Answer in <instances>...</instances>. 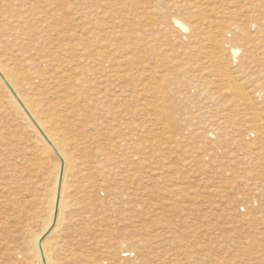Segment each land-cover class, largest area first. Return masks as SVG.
Listing matches in <instances>:
<instances>
[{
	"label": "rangeland",
	"instance_id": "1",
	"mask_svg": "<svg viewBox=\"0 0 264 264\" xmlns=\"http://www.w3.org/2000/svg\"><path fill=\"white\" fill-rule=\"evenodd\" d=\"M30 1L33 2V0H9V1L7 0L6 2V3H10L11 5V12H9L7 15L9 18H12V19L16 18L15 15H16L17 9H20V8L28 9V12L25 13L26 20L22 23V30L20 32H17L19 35V39H21L23 42L21 46L23 53L30 51L31 53H35L38 55H44L45 57L48 54H50V57L48 58L54 59L53 61L54 65L50 67V70L55 72L56 69H59L63 64L68 62L69 59L74 60L78 57L77 52H75L74 50L65 51L63 49V42L67 41L65 40L67 36L72 35L78 38V34H80L81 29H83L84 27L92 28L94 26L91 31H88L86 33L89 34V36L98 37L97 42L93 46L89 47V49L93 48L101 55L99 63L104 68L111 67L109 68V71L111 69L113 70H111L110 73L112 72L116 73L117 71L118 73H121L122 72L121 70H124L126 68V70L134 72L135 74L137 72L138 73L141 72L143 76L142 79H140L139 81L137 80L138 82L136 81L137 84L135 83L136 78H133L131 76H129V78L131 77L132 79L130 78L129 80L128 78L125 81L120 82V85H125L127 82L126 85H128L129 87H133L134 89L131 93H129L130 91H127L128 93L127 92L125 93L128 95L127 97H125L126 98L125 99L124 95H122V97L119 95L120 88H118V86L111 87L110 82H107L110 80L105 81L106 79L105 77H104V81L102 80V78L100 79L103 82L102 83L101 81H99V74H97L98 79L97 78L95 79L96 84L94 83V85L95 86L103 85L102 88H100L101 86L98 87L99 88L98 90L100 91L101 94L100 93L97 94L96 91L94 90L95 93L93 95H90V92H92L91 89L93 86L85 82L84 84L87 85L86 87L89 88L90 91L89 93H82L84 96L81 94L78 97L77 100H78L79 105L71 102L72 105L68 104L66 108L60 107L59 109L60 110L59 114L62 116V114L65 113L66 115H68V117L70 116V121H67L64 119L63 121L59 122L58 117L54 118L62 125H71L72 128L76 125V127H74L72 131L79 138L82 136L84 129H85L84 133L86 134H84L83 136L89 134L91 131V135H92L91 138L95 137L96 142L93 143L87 140L88 142L86 141V144L88 146L92 144V146H90L91 149L95 150L96 148V150H100V149L104 150L103 153L102 151L98 152L97 158H102V157H99L101 156L100 154L104 155L106 154V152L107 154L114 153V155L111 154V156L113 158L115 156L116 159L117 157L122 158V156L123 158L125 157L127 159L128 157H131L132 155H136L137 158L139 157L143 158L144 155H146V157H144L143 159V161L145 162L143 163L144 167H142L141 169L142 175H145V178H146V181L143 183V185H141V186H145L144 189L146 188V190L144 191L145 193L142 196V201L140 202L141 205L137 206L138 208L136 207V210H133L131 212L130 207L128 205L126 206L125 203L123 204L117 203L118 206L117 204L111 206V210H110L111 215L108 213L109 210H107L108 208L106 207L104 208L101 207V209H99L98 211L100 212L99 213L100 215L103 213V210H104V213L107 212L105 214L106 216L104 217L105 220L110 218L113 222L112 223L113 228L108 226V223H105L103 225V227L105 228V230L102 232L103 234H106L109 237H115L114 241L116 242L117 241V236H116L117 229H120V228L124 229V226H125L127 227L126 230L130 229L129 231L131 232V233L129 232V234H127V237L124 238L126 247L130 248L133 242L140 244L139 247H136L135 250L131 253V255L127 256V259L115 261L114 256L111 253L112 249L108 250L109 243L108 244L106 243L107 245H105V242H104V245L95 244L97 243L95 242V240H97L99 236L98 232L93 233L91 231L92 232V235H91L89 234L90 232L87 234L86 233L87 231H85L84 233L86 234H83L82 229H85L91 224H92L91 227H93V223L90 221H85V220L84 222L82 218H81L82 220L80 219V216H81L80 214L84 215L85 210H87L85 206L83 208V205H84L83 202L86 203L87 200H84L83 197L80 196L71 201L72 203L74 202V207L76 208L67 210V213H66L67 220H66V224L64 225L65 227H67L72 224L69 227V229L71 227L77 228L79 226V229L77 228V230H78V233H80V236H79V241H80L79 247L80 248L78 247V249L76 250L75 252L76 255H79L81 259H84L87 254H90L93 256L96 255L100 261H103V262H99L100 264H264V230L263 228H261V226L264 227V221L257 220V218L260 215H264L263 214L264 197H260V196H264V188H263V191H258L257 189H255L257 188L256 184L259 182V179H261V177L264 178V174H263L264 173V134H262V132L264 133V131H262L264 130V82L257 84L256 81H254L255 80L254 76L250 75V70L247 69L245 66H243L241 63L239 65V57L242 54V50H238L236 57L234 59L232 58L230 62L228 63V65H226L228 67L226 66L222 67L216 64L215 61L213 62V60L206 57L208 55H205V54H208L207 48H209L208 46L210 45V44L208 45L206 38H209L211 40L213 34H216L217 30H221L222 32H225L224 34L221 33L222 36L218 35V38L221 39L222 43L225 46L226 44L228 45L230 44V43H227L226 41H229V42L236 41V39H230L231 34L226 31H227L229 19L232 16L233 10L238 3H239V9H244L246 7L251 8V6H254V4H256L257 2H260L261 0H34V1H38L39 3L37 7H42L44 5H47L48 7L51 8L52 13H55V9L57 8L60 9L61 14L59 15L58 19L47 17L44 20L42 18H38V15L34 13V11L31 8ZM233 4L235 6H232ZM80 15L87 16V17H83L82 19H77V17ZM174 17L178 18L182 22L189 25L190 27L189 31L193 32L195 37L198 39V44H201V45L195 44L197 45L196 48L198 49H196L195 46L193 47L192 45L184 46V45H181L182 43L176 44L177 43L175 41L176 37L172 36L173 34L163 33V30H161V26L163 25V23L167 22L168 20ZM207 19L213 20L214 22L211 25L206 22L202 23V21L204 20L206 21ZM199 23H202L200 24L201 25L200 27H199ZM232 27L233 25H230V28ZM121 33L129 34V37L130 36L132 37L129 38L126 42V40L124 41V39L120 37ZM148 34L150 35V37L151 35H153L154 37H157V39L153 41L152 45H149L148 42H146V37L148 36L149 38ZM136 36L139 38V41L142 40V42L138 41L139 44L136 45L137 47L135 45L133 46L134 43L133 44L131 43L135 41L134 38ZM203 39H206V40L203 41ZM130 40L132 41L130 42ZM143 42L145 44H143ZM154 42L156 43L154 44ZM102 43H105V44L112 43L114 45L113 48H116V49H119L118 48L119 46H123L129 43L133 47H136V48L132 49V51L130 50L128 54L127 52H115L114 53V51L111 52L112 54L111 53L107 54L106 52L99 51L100 48H102L101 47ZM146 45H148L149 47ZM188 46L189 47L191 46V47L189 48ZM133 51L134 52L136 51V52L132 53ZM188 51L190 54L188 53ZM130 53L133 55H130ZM109 56L110 57L112 56L111 58L114 59V61L113 60L111 62L108 61ZM131 56H133V59L135 60L132 66L127 61V60L132 59ZM122 57L124 59L121 60ZM125 57H129V59L128 58L126 59ZM204 58L205 59L207 58L206 59L207 61ZM126 62L128 63V65ZM71 63H74V62H71ZM120 63H123V64H120ZM113 64L116 66H114ZM117 66L119 70L118 69L116 70ZM128 66H130L131 69H129ZM95 67L96 66H91V67L84 66L79 69V72L71 71L70 73L72 75L70 73L69 74L73 76L74 79H76V77L80 78V80L79 79L78 80L81 82L86 81L87 78H91V76L86 75L87 73L83 74L84 69L91 68L93 70ZM120 68H123V69H120ZM185 68L187 69V71ZM68 70L70 71V69ZM77 73H80V74H77ZM106 73L107 72L102 73L100 75L105 76ZM110 73H107V74H110ZM242 74L245 76H243ZM230 75L232 76V78ZM83 76L86 78H84ZM193 77L195 78L193 79ZM233 77L235 79H233ZM94 78L95 77H93L92 80L90 79L89 81L91 82L94 81ZM151 78L153 79L155 78L154 80H157L160 83H162L161 86L163 87H161L160 92H154L151 90L149 91L150 88L148 87V85H149V80H151ZM231 79H233L234 81H237L234 83L235 87H239L240 89L244 88V90L242 89V91L241 90L240 91L242 93H244L243 91H245V93L247 94H244V95H246V97L248 96L247 97L248 99H244V101H241L239 100L240 98H238V96L231 94V92L233 93L231 89L234 88V87H231L230 84L228 85V81ZM186 81L192 82L191 84L193 85L190 90L185 91V88H184L185 86H182V84L187 83ZM61 83L67 84L68 82L63 81ZM107 84L109 86H107ZM105 85H106V88L104 87ZM146 86L148 87L147 90H146ZM107 88H108L107 90L108 93L111 91L110 94H113L114 92L113 96L107 95V94L105 95L106 98L100 96L106 91ZM141 88L145 89V92ZM180 88L184 90H181ZM248 88H251V89H248ZM57 89L60 90L62 88L58 87ZM61 91H66V90L62 89ZM80 91L82 92V90ZM139 91H141L143 94ZM168 91L171 93V95L169 94ZM71 92L73 96L74 95L77 96L75 92L73 91ZM150 92H152L151 95L153 96H150L149 94ZM252 92L255 95H252L253 94ZM157 93H159L158 94L159 96L156 95ZM95 94L97 96H94ZM167 94H169L170 96H168ZM185 94H186V97L184 96ZM249 95H250V98H249ZM68 96H71L70 92H68ZM115 96L118 99H120L119 102ZM218 97L220 98L218 99ZM256 97L258 99H256ZM93 98L95 101L96 100L98 101V104L95 101H93ZM87 99H90V100H87ZM121 99H123L124 102ZM171 99L173 102L171 101ZM52 100L54 101V99ZM90 101L95 102L96 105L95 103H91ZM131 101L132 103H130ZM99 102H102V103H99ZM119 103L120 104L124 103L126 106H124L123 108L124 104L120 106ZM69 105L75 108L76 110L73 108H69L70 107ZM92 105H94V107ZM109 105H110V108L112 106L111 109H109ZM118 105L119 107H121L120 111H119ZM172 105L173 106L175 105V106L173 107ZM232 105H234V107ZM82 106L86 108H83ZM56 107L57 106L55 105L51 107L52 113H56ZM95 107L97 108L95 109ZM103 107H104V110H102ZM113 107L114 108L118 107V112L116 111L117 108H115V111H114ZM153 107L155 108L157 107V108L155 109ZM68 108L73 109V110L69 111ZM88 108H90L92 111L90 109H89L90 111L89 110L87 111ZM81 109L82 111H84V109L86 110L82 112ZM105 110H107V113H108L107 116H106L107 113L105 112ZM71 111L73 113L76 112L75 115H73ZM69 112L72 115H70ZM104 112L107 118L104 116ZM138 112L143 113V114L139 113L137 115ZM156 112L157 114H155ZM97 113H99L101 116ZM130 113L131 115L132 114L133 115L128 117ZM79 115L80 117L77 118V121H76V117H78ZM82 115L83 116L85 115L86 117L85 116L83 117ZM154 115H156V118ZM112 117H114L115 119L114 118L111 119ZM125 117L127 119H122ZM150 117L154 125L151 124L152 121ZM183 117L187 120H185ZM160 118H162L163 121ZM72 119H75V120H72ZM90 119L91 120L94 119V120L91 121ZM105 119L106 120L108 119V121L111 120V124L110 122H107ZM144 119L145 120L147 119L146 122L149 124L145 123ZM112 120H113V123H112ZM117 120L123 121L125 123L124 124L125 127L122 126L123 125L122 122H119V126H116L115 124H118ZM130 120L132 123L130 122ZM256 120H259V121L256 122ZM127 121L129 124H127ZM161 121L163 123H161ZM91 122H95V123H91ZM105 122L106 124L109 123L111 126L108 124L106 125ZM258 122H260V124ZM86 124L88 125L87 129L89 132L86 129V126H87ZM137 124L138 125L141 124L140 125L141 127L138 126ZM144 124H145V127H147L146 125H149L147 129L144 126H142ZM96 126L98 128L95 129ZM77 128L79 131L76 130ZM112 128H114L115 131H113L114 129ZM117 128L118 129L120 128V129L118 130ZM125 128L127 129L129 128V130L124 131ZM132 129H135L133 130L134 132L132 131ZM139 129L140 130L142 129V132H140ZM116 130L118 131V133H120L119 135L116 134L117 133ZM76 131L79 134L76 133ZM239 131L241 134L239 133ZM259 131H262V132H259ZM131 132H133L132 133L133 135L131 134ZM107 133H108L109 138H107ZM112 133L115 135L113 136ZM140 133L141 134L143 133V134L141 135ZM147 134L148 136H146ZM126 135L130 137L134 136L133 141L138 140L137 144L135 143L136 141L128 142L127 140H125V138H130V137H126ZM118 136L120 138L119 140H116L118 139ZM103 137L105 140L103 139ZM106 138L108 140H106ZM115 140L117 142H114ZM107 141L109 142L111 146L107 143ZM113 142H114V145H113ZM141 142H144V145ZM154 142L156 143V145ZM106 144L109 145L110 147L109 146L107 147ZM131 144L132 146L130 147L129 145ZM125 145H127V147ZM136 145H140L139 146L140 148L138 147L135 148ZM112 146L115 149L111 148ZM142 147L145 149H143ZM129 148L130 150L133 148L130 151L131 154L128 153ZM105 149H107V151ZM138 149H140L141 151ZM137 152L139 153L141 152V153L138 154ZM150 157H151V160H150ZM152 162L156 166L154 165V167H152V164H151ZM78 163H79V168H83L84 165L81 164L82 162L79 159H78ZM160 167L161 169H159ZM152 174H156V175L152 176ZM259 174L261 176H259L258 178ZM146 175H149V177ZM84 177H80L79 179H76L75 183L77 182V180L78 182L75 186H73L70 192L71 196L72 195L75 196L79 188L85 187V186L83 187V184L85 185L84 182H86L85 181L86 179ZM156 178H157V181L154 180ZM80 179L81 180L83 179V180L80 182L79 181ZM171 181H173L174 184ZM166 182L168 184H166ZM155 183L158 185V187ZM253 184L255 188L253 187ZM155 185H156V188H154ZM159 185L161 186L159 187ZM173 185H174V188H172ZM139 187L140 185L138 186V188ZM87 188L88 187H86V189ZM168 189L170 192L174 190L172 193H169L170 195L174 197L169 196ZM176 192H178L177 193L178 196L176 195ZM241 192L243 193L244 196L240 195ZM259 192L263 194L261 195ZM145 194L148 197H150L151 195V197L148 198ZM227 196L231 197L232 199L228 198ZM233 197H236L237 199L236 202L235 200L233 201ZM245 197L247 200L244 199ZM24 198L25 197H23L22 199ZM89 199H92L91 196L89 197ZM80 201L81 202L83 201V202L81 203ZM76 202L79 203V206H82V209L79 208ZM27 205L30 207L29 204H26L24 206L25 209L27 208L26 209L27 211L23 208L22 213L20 215V219H15V217H10V216L8 217V215L11 214V212L12 214H16V208H14V210L8 209L6 211L2 206H0L1 207L0 208V223H1L0 242L4 243V245L0 247V253H1L0 258L2 259V260L0 259V264H3V263L10 264L11 263L10 260H8V258L9 259L11 258L8 257L7 255H5L6 257L4 256L5 250L8 251L7 247H9V249L10 248L20 249V250L17 249L19 251V255L17 256L16 259H14V261L15 260L16 261L13 264H16V263L23 264L25 262L23 260V256H20L23 253L21 244H23L24 242V237L26 235H29V234H32L38 231L41 225L40 224L41 214L33 210H30V208L28 209ZM115 207L116 209L119 207L118 211L117 210L114 211ZM139 207H141L140 210H139ZM155 207L156 208L158 207V208L156 209ZM77 208L83 211L81 212V210ZM1 209L4 211H2ZM248 209H250L251 211H249ZM254 209H257V210H254ZM9 210H10V213H8ZM124 210L128 212V215ZM153 210L155 211V213L152 212ZM258 211L262 213H259ZM156 212L157 213L159 212V213L157 214ZM248 212H250L251 215H248L250 214ZM2 213H6L5 215L8 214L7 218ZM74 213L75 214L77 213L76 214L77 217L76 215H74ZM113 213L116 214V216L113 215ZM162 213L166 214V216L163 215ZM30 214L31 216L29 217ZM118 214L120 216H118ZM140 214H143V216L147 214V216H149L148 220H147V216L143 218V216ZM230 214H232L231 215L232 217L230 216ZM237 214L239 215V217ZM240 215L243 217H241ZM246 215L247 217H245ZM4 216H5V219L3 218ZM23 216L24 217L26 216L27 218L26 217L24 218ZM128 216H129V219H128ZM134 216L136 219H138L137 216H141V218L145 220V221L143 220L144 223L146 222L147 225L149 226L151 225L152 227L151 226L150 227L152 229L151 228H150L151 230L149 228H147V230L145 229L144 231L145 233L137 232L138 233L137 234L136 231L133 232L132 229L134 228V226L130 224L138 225V223L135 222ZM111 217L114 219H112ZM117 217L118 219H116ZM155 217L157 221L155 220ZM166 217H168L169 219ZM240 217L242 218V220H239ZM252 217L253 219L256 217L255 219L257 221H254V223L256 222V225L250 221V220H253ZM121 218L123 221L120 220ZM159 218L161 219L159 220ZM24 219L28 223H26ZM33 219L34 221L32 223ZM151 219L153 221V222L151 221L152 224L154 223L153 225L149 221ZM74 220H76L75 225H74ZM101 220L102 219H100L96 223L97 224L100 223ZM118 220L120 221L118 222ZM37 221H39V224ZM29 222H31L32 224ZM24 223H26L29 226L30 230L28 229V226L25 225ZM247 223L249 224L247 225ZM250 224L251 226L255 225V227L257 226L259 227L255 228L253 226L252 228ZM12 225L15 227H13ZM158 226L161 228H159ZM1 227L4 229H2ZM7 227H10V228H7ZM31 227L33 228V230ZM240 227H244V228H240ZM249 227L252 228L254 231L256 230L258 231L253 232V230H251ZM5 228H7L6 232L4 231L6 230ZM13 228L14 229L16 228V230H14ZM97 228H98V225H97ZM8 230L11 232L10 234H8L9 232ZM168 230H171V231H168ZM19 234L21 235L19 236ZM83 235L85 238L83 237ZM5 236H7L8 238ZM130 236H132V238H130ZM91 237H93V241ZM6 239H7L8 244L6 243ZM11 239H13V241ZM87 239H88V242H87ZM10 241L12 242L14 246L10 245ZM86 242L87 244H85ZM90 245H92L91 248H90ZM94 246L96 249L94 248ZM4 248L5 250H3ZM1 250L3 252H1ZM92 251H94L95 254H93ZM5 261H9V262H5ZM24 264H26V262Z\"/></svg>",
	"mask_w": 264,
	"mask_h": 264
},
{
	"label": "bare ground",
	"instance_id": "2",
	"mask_svg": "<svg viewBox=\"0 0 264 264\" xmlns=\"http://www.w3.org/2000/svg\"><path fill=\"white\" fill-rule=\"evenodd\" d=\"M6 2H7V0H0V14H1V16H0V203H1V205L0 206H2L6 211L8 209L14 210V208H16V214H12V212L9 215L7 214L8 217L9 216L10 217H15V219H20V215H21L22 210H23V208H24V206L26 204L30 205V207L27 205L28 209L30 208V210H33V211L41 214L40 229L38 231L34 232V233L30 232L32 234L26 235L25 236L26 238L24 237V242H23V244H21L22 245L21 248H22L23 253L20 252V253H22V255H20V256H23V260L26 262V264H100L99 262H103V261H100L97 258L96 255L93 256V255H90V254H87V255L85 254L86 257L84 259H81L79 255H76L75 252H76V250L78 249V247L80 245V241H79L80 233H78V230H77V228L79 229V226L77 225L78 226L77 228L71 227L70 229H69V227L72 224L70 226L66 225L67 227L64 226L66 224V220H67L66 219L67 210H69V209L71 210V209L76 208V207H74V202L72 203L71 201L76 199L77 197L81 196V197H83L84 200H87L86 203H84L82 201L83 204H84V205L82 204L83 208L85 206L87 210H85L86 213L84 212V215L80 214L81 215L80 219L82 218L83 221L85 220V221H90V222L93 223V227H91V225H92L91 224L90 226L86 227L85 229H82L83 230L82 233L83 234H86V233L88 234L90 232L89 234L92 235V232L93 233L94 232H98L99 233L98 239L95 240V242H97V243H95V242L94 243L96 245H98V244L104 245V242H105V245H107L109 243L108 250L112 249L111 253L114 256V260L115 261L125 260V259H127V256L131 255V253L135 250L136 247H139L140 244H138L136 242H133L132 246L130 248L126 247L124 238L127 237V234H129V232H130L129 230L130 229L126 230L127 227H125V226H124V229H121V228L117 229V231H116L117 241L116 242L114 241L115 237H109L106 234H103L102 232L105 230L103 225L105 223H108V226L113 228V226H112L113 222L108 217H106L108 219L105 220L104 217L106 216L105 214L107 212L104 213V210H103V213L100 215L99 214L100 212H98V211H99V209H101V207H103V208L106 207V208H108L107 210H109L108 213L110 214L111 206H113V205H115L117 203H120V204L125 203L126 206L128 205L130 207L131 212H132L133 210H136L137 206L141 205L140 202L142 201V196L145 193L144 191L146 190V188L144 189L145 186H141L146 181L145 175H142V170L141 169H142V167H144L143 163H145V162L143 161V159H144V157H146V155H144L143 158H141V157L137 158L136 155H132V156L130 155L131 157H128L127 159L125 157L123 158V156L121 155L122 158L121 157H117V159H116L115 156H114V158L111 156V154L114 155V153H110L109 152L110 154H107V152H106V154H104L106 156L100 154L101 156H99V157H102V158H97L98 157V155H97L98 152L102 151V153H103L104 150L103 149L102 150L101 149L100 150H96L95 147H94L95 148V150H94V149L90 148V146H92V144H90V146H88L86 144L87 140H89V142H93V143L96 142L95 141V137L91 138V136H92L91 135V131L89 133L90 135L87 134V135L83 136L86 133H84L85 129L82 128V129H84L83 134L81 133L82 136L79 135L81 137L80 138L77 137L74 134V132L72 131V129H74V127H76V125L72 128L71 125H62V124L59 123V122L63 121L64 119L67 120V121H70V116L68 117V115H66L65 113L62 114V116H61L59 114L60 113L59 109H60V107L66 108V106H68V104H71V102L76 103V104L79 105L78 100H77L78 97L82 93H89V91H90V89L86 87L87 85L84 84L85 82H87L89 85L93 86L92 89H91L92 92L95 90L96 93L99 94L100 91L98 90L99 89L98 87L101 86L100 88H102L103 85H100V86H97V85L95 86L94 85L95 79L98 77L97 74H99V81H101L100 80L101 78L104 81V77H105L106 78L105 81L106 80H110V81H107V82H110L111 87L118 86V88H120V92H119L120 94L119 95L121 97H122V95H124V98L128 96L127 94H125L127 91H130L129 93H131L134 89H133V87H129L128 85H126L127 82H126L125 85H120V82L125 81L126 79L129 78V76H131L133 78H136V80H135V83H136V81L137 80L139 81L140 79H142L143 76H142L141 72L140 73L137 72L135 74L134 72L126 70L125 67H124L125 68L124 70H121L122 71L121 73H118V71L116 73L115 72L114 73L113 72L110 73V71L113 70V69H111L109 71V68H111V67L104 68L99 63L101 55L95 49H93V48L89 49V47L93 46L97 42L98 37L89 36V34L86 33L88 31H91L94 26L92 28L84 27L85 29L84 28L81 29L80 30V34H78V38L75 37V36H72V35L67 36V38L65 39L67 41L63 42V49L65 51L66 50H74L75 52H77L79 58L77 57L74 60H72V59L70 60L69 59L68 62L63 64L59 69H56L55 72L51 71L50 67H52L54 65V63H53L54 59L48 58V57H50V54H48L45 57L44 55H38V54H35V53H31L30 51H27V52L23 53V51L21 49V46H22L23 42H22L21 39H19V35H18L17 32H20L22 30V23L26 20L25 19V13L28 12V9L27 8L26 9H22V8L17 9L16 10V15H15L16 18L12 19V18H9L8 15H7L9 12H11V5H10V3H6ZM30 5H31V8L34 11V13L38 15V18H42L43 20L45 18H47V17H51L53 19H58L59 15L61 14L60 9H58V8L55 9V13H52L51 8L48 7L47 5H44L42 7H37L39 5L38 1H34V0H33V2L30 1ZM232 6H235V5L233 4ZM83 17H87V16L80 15V16L77 17V19H82ZM203 22L204 23L206 22V23L211 25L214 21L210 20V19H207L206 21L205 20L202 21V23ZM202 23H199V27L201 26L200 24H202ZM230 25H233V27L230 28ZM189 29H190L189 25H187L186 23L182 22L181 20H179L178 18H175V17L170 19V20H168L167 22L163 23V25L161 26V30H163V33L173 34L172 36L176 37V39H175V41L177 42L176 44H178V43L181 44L182 43L181 45H184V46L185 45H192L193 47L195 46V48H196L197 45H201V44H198V39L195 37L193 32L189 31ZM226 32L231 34V38L230 39H236V41L235 42L226 41L227 43H230V44L229 45L226 44V46H225L222 43L221 39L218 38V35H221V33L224 34L225 32H222L221 30H217L216 34H213L211 40L209 38H206L208 45L210 44L208 46L209 48H207L208 49V51H207L208 54H205V55H208L206 57L210 58L211 60H213V62L215 61L216 64H218V65H220L222 67L223 66L225 67L226 65H228V63L230 62V60L232 58L234 59L236 57V54L238 53V50H242V54L239 57V65L241 63L243 66H245L247 69L250 70V75L254 76V78H255L254 81H256L257 84H260V83L264 82V0H261L260 2H257L256 4H254V6H251V8L250 7H246L244 9H239V3H238L235 6V8L233 10V14H232V16L229 19ZM120 37L122 39H124V41L126 40V42H127V40L129 38H131L132 36L129 37V34H122L121 33ZM141 38H142V36H141ZM150 38H151V40H150ZM156 39H157V37H154L153 35H151V37H150V35H149V38H148V36L146 37V42H148L149 45H152L153 41H155ZM206 39H203V41L206 40ZM134 40H135L134 42H131L132 40H130V42L132 44L134 43L133 46L134 45L136 46V45L139 44V42H142V40L139 41V38L137 36L134 38ZM155 43L156 42H154V44ZM143 44H145V43L143 42ZM195 44H197V45H195ZM203 45H205V44H203ZM113 46L114 45L112 43H106V44L102 43L101 44L102 48H100L99 51L100 52H106L107 54H110L113 51H114V53L115 52H127V54H128V52L130 50L132 51V49L137 47V46L133 47L131 44L127 43V44H125L123 46H119L118 47L120 49L119 50V49L113 48ZM146 46H148V45H146ZM196 49H198V48H196ZM197 51H199V50H197ZM202 51H204V50H202ZM135 52L133 51L132 53H135ZM183 53H184V51H183ZM188 53H189V51H188ZM113 55H115V54H113ZM130 55H133V54L130 53ZM196 55H198V54H196ZM111 57L109 56V60H108L110 62L112 60L114 61V59H112ZM123 57H124V55H123ZM123 57L121 58V60L124 59ZM129 57H125V58L129 59ZM131 58L132 59L127 60V61L132 66L134 64L135 60L133 59V56H131ZM195 59H196V57H195ZM71 62H74V63H71ZM194 63H195V61H194ZM114 64H115V62H114ZM116 64H117V62H116ZM120 64H123V63H120ZM127 65H128V63H127ZM174 65H176V64H174ZM84 66H89V67L96 66L93 70L91 68H89V69L85 68L84 69V73L83 74L87 73L86 75H90L91 78H87V80L85 79L86 81H82V82L79 81L80 78L76 77V79H74V77L71 76L72 74L70 72L71 71L72 72H79V69L81 67H84ZM114 66H116V65H114ZM226 67H228V66H226ZM237 67H238V65H237ZM245 67H244V69H245ZM128 68L131 69L130 66H128ZM68 69H70V71ZM117 69H118V66H117L116 70ZM120 69H123V68H120ZM238 69H236V70H238ZM242 70H241V72H242ZM186 71H187V69H186ZM105 72L110 73V74L106 73L105 76L100 75V74L105 73ZM77 74H80V73H77ZM232 76H231V78H232ZM243 76H245V75H243ZM93 77H95L94 81H92V82L89 81L90 79L92 80ZM187 77H189V76H187ZM228 77H229V75H228ZM84 78H86V77H84ZM130 78H129V80H130ZM194 78L195 77H193V79ZM154 79L151 78V80H149V85H148V87L150 88L149 91L151 90V91H154V92H160L161 91V87H163V86H161L162 83H160L159 81L154 80ZM233 79H235V78L233 77ZM233 79L228 81V85L230 84L231 87H234L235 89L234 88L231 89V91H233V93L231 91H229V92H231V94H234V95L238 96V98H240L239 100H241V101H244V99H248L247 98L248 96L246 97V95H244V94H247V93H245V91H243L244 93L241 92L242 89L244 90V88L240 89L239 87H235L234 83L237 82V81H234ZM129 80H128V82H129ZM63 81H67L68 83L67 84L61 83ZM190 81H188V82L186 81L187 83H185V84L183 83L182 84V86H185L184 87L185 91L186 90H190L192 88L193 84H191L192 82H190ZM108 84H107V86H109ZM249 84H251V83H249ZM142 85H140V86H142ZM58 87H61L62 89H65L66 91H61L62 89L58 90L57 89ZM104 87L106 88V85ZM144 87H145V85H144ZM144 87H142V88H144ZM148 87L146 86V90H147ZM248 89H251V88H248ZM80 90H82V92ZM107 90H108V88L106 89V91L104 90L105 91L103 93L104 96H103V94L100 95V96L105 97L106 94L113 96L114 92H113V94H110L111 91L108 93ZM112 90H113V88H112ZM142 90L145 92V89H142ZM169 90H170V88H169ZM181 90H184V89H181ZM71 91L75 92L77 94V96L74 95L75 96L74 97L72 95ZM95 91L93 93L90 92V95H93L95 93ZM68 92H70L71 96H68ZM139 92H141V91H139ZM179 92H180V90H179ZM222 92H224V91H222ZM151 93L152 92L149 93L150 96H153V95H151ZM158 94L159 93H157L156 95H158ZM169 94L171 95L170 92H169ZM169 94H167V95L170 96ZM135 95H134V97H135ZM189 95H191V94H189ZM252 95H255V94L253 93ZM94 96H97V95L95 94ZM116 96H118V95H116ZM184 96L186 97V94ZM129 97H131V96H129ZM219 98L220 97H218V99ZM249 98H250V95H249ZM52 99H54V101ZM62 99H64V100H62ZM101 99H103V98H101ZM112 99H114V98H112ZM172 99H174V98H172ZM172 99H171V101H172ZM256 99H258V98L256 97ZM87 100H90V99H87ZM119 100L120 99H118V102H119ZM121 100L123 101V99H121ZM131 100H132V98H131ZM93 101H95L94 98H93ZM93 101H90V102L91 103H95L96 102L98 104L97 100L95 102H93ZM236 101H238V100H236ZM250 102H252V101H250ZM53 103H55V104H53ZM96 103H95V105H96ZM99 103H102V102H99ZM130 103H132V101ZM122 104H124V103H121V104L119 103L120 106ZM53 105L57 106L56 107V113H52L51 112V107ZM100 105H102V104H100ZM119 105H118V107H119ZM181 105H180V107H181ZM92 106L94 107V105H92ZM124 106H126V105L124 104L123 108H124ZM156 106H157V104H156ZM185 106H186V104H185ZM232 106L234 107V105H232ZM243 106H244V104H243ZM118 107H115V108H117V110H116L117 112H118ZM127 107H128V105H127ZM127 107H126V109H127ZM69 108H73V107L70 106ZM69 108H68L69 111L75 109V108H73V109H69ZM83 108H86V107H83ZM96 108L97 107H95V109ZM111 108H112V106H111ZM111 108H110V105H109V109H111ZM115 108H114V111H115ZM120 108L121 107H119V111H120ZM153 108H155V107H153ZM158 108H160V107H158ZM175 108H177V107H175ZM82 109H81V111H82ZM89 109L90 108H88L87 111ZM149 109H151V108H149ZM85 110L86 109H84V111ZM102 110H104V107L102 108ZM84 111H82V112H84ZM125 111H127V110H125ZM105 112L107 113V110H105ZM105 112H104V116H105ZM75 113H73V115H75ZM120 113H119V115H120ZM139 113L140 112H138L137 115ZM151 113H152V111H151ZM69 114L72 115L70 112H69ZM88 114H86V115H88ZM90 114H92V113H90ZM97 114H99V113H97ZM112 114H113V112H112ZM140 114H143V113H140ZM155 114H157V112ZM107 115H108V113L106 114V116ZM111 115H110V117H111ZM132 115L130 113L128 115V117H130ZM144 115H145V113H144ZM158 115H159V113H158ZM154 116L156 118V115H154ZM55 117L59 118L58 119L59 122L56 119H54ZM79 117H80V115L78 117H76V121H77V118H79ZM90 118H92V117H90ZM113 118L114 117H112L111 119H113ZM122 119H127V118L125 117V118H122ZM147 119H149V118H147ZM147 119L146 120L144 119L145 123H147L146 122ZM150 119H151V117H150ZM160 119L162 120V118H160ZM257 119H259V118H257ZM72 120H75V119H72ZM84 120H85V118H84ZM92 120H94V119H92ZM180 120H181V118H180ZM185 120H187V119H185ZM106 121L110 122V124H111V120L108 121V119H107ZM117 121H118V124H115L116 126H119V122H122L123 123L122 126L125 127V125H124L125 123L123 121H119V120H117ZM151 121H152V119H151ZM158 121H159V119H158ZM162 121H161V123H163ZM257 121H259V120H256V122ZM130 122H131V120H130ZM260 122H258V123L260 124ZM91 123H95V122H91ZM112 123H113V120H112ZM105 124H106V122H105ZM107 124L110 125L109 123H107ZM127 124H129L128 121H127ZM147 124H149V123H147ZM151 124H153V121H152ZM251 124H253V123H251ZM130 125H132V124H130ZM140 125H138V126H140ZM181 125H183V124H181ZM142 126L145 127V124L142 125ZM146 126L148 127L149 125H146ZM87 127H88V125L86 126V129H87ZM135 127H136V125H135ZM147 127H145V128L147 129ZM96 128H98V127L96 126L95 129ZM152 128H153V126H152ZM236 128H238V127H236ZM253 128H255V127H253ZM105 129H106V127H105ZM112 129H114V128H112ZM76 130H78V128ZM97 130H99V129H97ZM126 130H129V128L128 129L125 128L124 131H126ZM133 130H135V129H132V131ZM148 130H149V128H148ZM238 130H240V129H238ZM87 131H88V129H87ZM113 131H115V129ZM262 131H264V130H262ZM262 131H259V132H262ZM133 132H131V134ZM140 132H142V129L140 130ZM76 133H78V132L76 131ZM239 133H240V131H239ZM116 134L119 135L120 133H118V131H117ZM262 134H264V133L262 132ZM114 135L115 134H113V136ZM134 136H135V134H134ZM134 136L130 137V136L126 135V137H130V138H125V140H127L128 142L129 141H133V137ZM146 136H148V134ZM205 137H207V136H205ZM107 138H109L108 137V133H107ZM107 138H106V140H108ZM119 138L120 137L118 136V139H116V140H119ZM103 139H104V137H103ZM137 139H138V137H137ZM100 140H99V142H100ZM116 140L114 142H117ZM135 141H133V142H135ZM137 141L135 142L136 144H137ZM114 142H113V145H114ZM139 142H140V140H139ZM139 142H138V144H139ZM107 143L109 144L108 141H107ZM141 143H143V145H144V142H141ZM109 145H107V147ZM127 145H125V146L127 147ZM140 145H142V144H140ZM140 145H136L135 148L136 147L140 148L139 147ZM155 145H156V143H155ZM98 146H100V145H98ZM129 146L131 147L132 144L129 145ZM153 146H154V144H153ZM104 147H105V145H104ZM111 148H114V147L112 146ZM117 149H119V148H117ZM143 149H145V148H143ZM105 150L107 151V149H105ZM131 150L129 148L128 153H130ZM138 150H140V149H138ZM125 152H127V151H125ZM137 153L140 154L141 152L140 153L137 152ZM77 154H79V155H77ZM78 156H80V157H78ZM78 159L82 162L81 164L84 165L83 168H79ZM150 160H151V157H150ZM151 164H152V167H154L155 164L153 162ZM145 167H147V166H145ZM149 167H150V165H149ZM146 169H148V168H146ZM159 169H161V167ZM152 172H153V170H152ZM154 175H156V174H152V176H154ZM146 176L149 177V175H146ZM259 176H261V175L259 174L258 178H259ZM74 177H75V179H74ZM80 177H84L86 179L85 180L86 182H84L85 185L83 184V187L84 186L85 187L84 188H82V187L79 188V190L77 191L76 195L75 196H73V195L71 196L70 192H71L73 186H75L77 184L78 180H77L76 183H75V181H76V179H79ZM261 179H259V182L257 181L258 182L257 183L258 185L256 184L257 188H255L254 184H253V187L255 189H257L258 191H263V188H264V178L261 177ZM82 180L80 179L79 181L81 182ZM154 180L157 181V178L154 179ZM171 182L174 184L173 181H171ZM166 184H168V183L166 182ZM78 185H79V183H78ZM139 185H140V187L138 188ZM156 185L154 186V188H156ZM160 186L161 185H159V187ZM86 187H88V188L86 189ZM157 187H158V185H157ZM76 188H77V186H76ZM164 188H165V186H164ZM172 188H174V185L172 186ZM81 191H83V192H81ZM168 191H169V189H168ZM173 191H171V192L169 191L168 194L172 193ZM147 193H149V192H147ZM177 193L178 192H176V195L178 196ZM259 193L261 194V192H259ZM260 194H258V195H260ZM240 195H243V193L241 192ZM90 196H91L92 199H89ZM156 196H157V194H156ZM169 196H172V195L169 194ZM23 197H25V198L22 199ZM150 197H151V195H150ZM150 197H148V198H150ZM172 197H174V196H172ZM260 197H264V196H260ZM157 198H158V196H157ZM228 198H231V197H228ZM147 199H145V200H147ZM231 199H229V200H231ZM244 199H246V197ZM234 200H235V202L237 201L236 197H233V201ZM75 201H77V200H75ZM78 202H79V200H78ZM77 204L79 206V203H77ZM146 204H147V202H146ZM148 204H149V202H148ZM117 206H118V204H117ZM79 208L82 209V206H79ZM79 208H77V209H79ZM118 208L116 209V207H115L114 211H116V210L118 211ZM140 208L141 207H139V210H140ZM81 209H79V210H81ZM113 209H114V207H113ZM120 209H119V211H120ZM248 210L251 211L250 209H248ZM254 210H257V209H254ZM2 211H4V210H2ZM26 211H25V213H26ZM82 211L83 210H81V212ZM142 212H143V210H142ZM152 212L155 213L154 210ZM235 212H236V210H235ZM8 213H10V210H9ZM126 213L128 215V212H126ZM237 213H238V211H237ZM248 213H250V212H248ZM259 213H262V212H259ZM2 214L5 215L6 213H2ZM68 214H69V212H68ZM76 214L74 213V215H76ZM263 214H264V212H263ZM7 215H5L6 218H7ZM113 215L116 216V214H114V213H113ZM140 215L143 216V214H140ZM163 215L166 216V214H163ZM231 215L232 214H230V216ZM248 215H251V213L248 214ZM5 216L3 217L4 219H5ZM30 216H31V214L29 215V217ZM118 216H120V215L118 214ZM135 216H134V218H135ZM145 216H147V214L144 215L143 218H145ZM76 217H77V215H76ZM137 217H138V219L135 218V222H137L138 225L130 224V225L134 226V228L132 229L133 232L136 231V233L137 232L138 233H143L145 231V229L147 230V228L150 229L152 227L151 225H150L151 227L149 225H147L146 222L144 223L145 220L143 218H141V216H137ZM238 217H239V215H238ZM241 217H243V216H241ZM241 217H240V219L239 218L238 219L242 220ZM245 217H247V215ZM253 217H252V219H253ZM32 218H33V216H32ZM148 218H149V216H147V220H148ZM166 218H168V217H166ZM255 218L253 220H250L249 218L248 219L251 222H253V223H254V221H257V220L264 221V215H260L257 218V220ZM34 219H35V217H34ZM34 219L32 220V223H33ZM100 219H102L100 221V223L101 222L102 223L101 224L100 223L97 224L96 222L99 221ZM112 219H114V218H112ZM116 219H118V217ZM128 219H129V216H128ZM160 219L161 218H159V220ZM120 220H122V218ZM120 220H118V222ZM126 220H127V218H126ZM155 220H156V217H155ZM24 221H25V219H24ZM28 221H30V220H28ZM39 221H37L38 224H39ZM75 221L76 220H74V225H75ZM149 221L152 224V222H153L152 219L149 220ZM162 221H164V220H162ZM26 223H28V222H26ZM26 223H24V224L27 225ZM29 223H31V222H29ZM67 223H68V221H67ZM166 223H167V221H166ZM253 223H251V224H253ZM5 224H7V223H5ZM34 224H35V222H34ZM160 224H161V222H160ZM237 224H238V222H237ZM248 224L249 223H247V225ZM251 224H250V226H251ZM254 224L256 225V222ZM15 225H16V223H15ZM20 225H18V226H20ZM97 225H98V228H97ZM115 225H116V223H115ZM255 225H253V226L255 227ZM0 226H1V223H0ZM9 226H11V225H9ZM128 226H129V224H128ZM253 226H251V227L253 228ZM3 227H5V226H3ZM13 227H15V226H13ZM32 227H33V225H32ZM257 227H259V226H257ZM257 227H255V228H257ZM7 228H10V227H7ZM7 228H5L6 229V230H4L5 232L7 231ZM159 228H161V227H159ZM240 228H244V227H240ZM240 228H238V229H240ZM252 228H250V229L253 230ZM261 228H263V230H264V227L261 226ZM2 229H4V228H2ZM26 229H27V227H26ZM28 229H29V226H28ZM14 230H16V228ZM32 230H33V228H32ZM80 230H81V228H80ZM21 231H23V230H21ZM21 231H20V233H21ZM85 231H87V232L84 233ZM168 231H171V230H168ZM256 231H258V230H256ZM256 231L253 230V232H256ZM260 231H262V230H260ZM0 232H1V230H0ZM10 233L11 232L9 231L8 234H10ZM5 235H6V233H5ZM20 235L21 234H19V236ZM0 237H1V234H0ZM5 237H7V236H5ZM83 237H84V235H83ZM84 238H83V240H84ZM91 238H92V241H93V237H91ZM130 238H132V236H130ZM19 239H20V237H19ZM11 240L13 241V239H11ZM89 241H90V239H89ZM87 242H88V239H87ZM87 242L85 244H87ZM6 243H7V239H6ZM20 243H21V241H20ZM90 243H88V244H90ZM3 245H4V243L0 242V247L3 246ZM10 245H13L11 241H10ZM95 246H94V248H95ZM133 246H135V247H133ZM91 247H92V245H90V248ZM88 248H87V250H88ZM17 249H15V248H10L9 249V247H7L8 251H6L5 248L3 249V250H5L4 256L7 255L8 257L11 258V259L8 258V260H10V262H11L10 264H13L16 261V260L14 261V259H16L17 256L19 255V251L18 250H20V249H18V250ZM1 252H3V251L1 250ZM92 252H93V254H95L94 251H92ZM5 262H9V261H5Z\"/></svg>",
	"mask_w": 264,
	"mask_h": 264
}]
</instances>
